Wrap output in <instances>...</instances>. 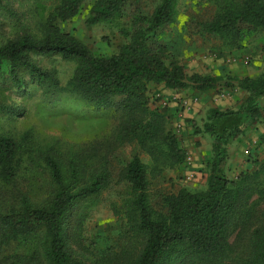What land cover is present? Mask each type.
Instances as JSON below:
<instances>
[{"label":"trees","instance_id":"obj_1","mask_svg":"<svg viewBox=\"0 0 264 264\" xmlns=\"http://www.w3.org/2000/svg\"><path fill=\"white\" fill-rule=\"evenodd\" d=\"M84 0H59L42 24L41 34L24 32L0 43V80L23 88L27 73L37 85L57 86L52 71L42 70L32 55L56 54L74 60L76 66L63 91L98 109L114 108L119 113L113 142L116 146L137 142L148 152L152 165L133 156L120 177L134 194L130 221L134 235L142 239L138 254L123 264H227L234 256L230 237L244 241L234 264H264V157L254 156L250 167L233 178L223 166L227 146L262 118L264 68L255 75L236 78L243 91L236 109L209 108L200 132L212 138L211 156L206 161L202 189L181 188L163 198V210L153 208L149 197L151 178L165 167L183 162L185 150L166 128L168 108H149L148 83H163L170 90L194 88L206 92L218 78L186 74L181 65L166 59V46L156 42L157 32L173 20L176 0H159L149 16L137 14L128 42L105 57L58 26L73 18ZM215 10L202 22L203 31L218 35L225 44L241 48L255 32H264V0H208ZM2 0H0V3ZM125 0H94L87 25L108 21L121 13ZM264 52V41L261 45ZM234 88V87H233ZM8 107L0 104V111ZM264 142L260 137L259 143ZM51 145L40 157L48 175V199L39 205L24 194L0 214V253L10 241L27 248L13 254L8 264H87L72 255L67 242L68 217L84 199L100 193L110 181L108 162L87 168L78 152L64 163ZM20 144L0 135V177L16 174ZM55 153V148L54 152Z\"/></svg>","mask_w":264,"mask_h":264},{"label":"rangeland","instance_id":"obj_2","mask_svg":"<svg viewBox=\"0 0 264 264\" xmlns=\"http://www.w3.org/2000/svg\"><path fill=\"white\" fill-rule=\"evenodd\" d=\"M58 2L2 0L0 43L24 32L40 35L42 24ZM93 2L84 0L79 12L71 19L59 21L58 26L84 43L93 55L108 57L128 42V33L136 27L135 16H149L159 0H125L121 13L112 19L87 25L85 20ZM214 10V4L208 0H176L173 20L157 32L156 42L166 46L167 62L174 60L188 75L197 73L218 80L212 88L202 92L203 96L194 88L166 90L163 83H148L149 108H168L170 122L166 128L185 150L182 163L165 167L157 177L151 178L149 197L156 210H163V198L168 194L181 188L195 190L205 186L209 157L205 147L201 148V140L207 141L208 134L204 133L206 138L202 139L196 136L201 133L206 110L219 109L218 102L227 99L233 93V87L239 91L235 80L248 65L255 64V69L260 72L264 68L261 50L264 32L247 37L241 48L230 47L218 35L202 29V22L209 20ZM246 56L248 62L244 61ZM31 57L42 70L52 71L57 86L50 89L48 85H37L27 73H23L26 82L23 88L0 80V104L8 107L0 111V135L12 137L21 146L18 164H14L17 168L15 176L5 181L0 177V214L11 208L23 194L36 204L46 202L48 175L40 156L51 145L55 144V153H51L63 163L73 152H78L86 169L95 168L106 159L109 184L96 196L82 200L69 215L67 242L72 255L87 264H123L138 254L142 239L133 234L130 212L134 194L120 173L135 155L148 166L152 165V158L135 141L122 146H116L112 141L119 122V113L114 108L98 109L62 90L74 71V60L56 54ZM231 58L235 61H228ZM240 92L238 97L243 99L244 93ZM193 96L198 100L188 108L181 109L179 103L175 104L176 98ZM198 108L203 109L202 114ZM261 136L264 137V106L262 118L230 142L231 153L223 166L228 177L233 178L242 169L250 167L254 156L264 157V142L259 143ZM188 156L190 165L186 161ZM189 168L194 171V176L187 179ZM260 208H264V202ZM230 241L235 258L242 252L245 242L237 240L235 235ZM24 253L27 248L10 241L0 253V264H8L10 255ZM234 258L227 264H234Z\"/></svg>","mask_w":264,"mask_h":264},{"label":"crops","instance_id":"obj_3","mask_svg":"<svg viewBox=\"0 0 264 264\" xmlns=\"http://www.w3.org/2000/svg\"><path fill=\"white\" fill-rule=\"evenodd\" d=\"M256 72H260V69H255V64H251V65H248L247 66V68L245 69V70H243V71H240V74H239V77L240 76H245V75H248V76H255V74H256ZM238 74V73H237ZM166 90H170V89H166ZM237 89L234 87V90H233V93L232 94H230V96L227 98V99H225V100H223V101H219L218 102V104L219 105H217L218 107H219V109H225V108H230V109H236V108H238V106L241 104V102H242V99H240L238 96H240V94L242 93V92H240L241 90L240 89H238L239 91H236ZM197 92H199V91H197ZM169 93V92H168ZM200 93V92H199ZM203 95H205L204 93H202V95L201 96H203ZM203 98V97H202ZM263 98V97H262ZM262 98L260 99V103H261V105L262 106H264V102L262 101ZM200 107H201V105H200ZM208 109V108H207ZM198 110H199V112L201 111V114L203 113L202 112V110L203 109H201V108H198ZM208 110H206V112H207ZM205 112V113H206ZM191 113H193V112H191ZM249 133H251V132H249ZM198 136H196L197 138H199V139H202V138H204L205 137V135L206 134H204L203 132H201V133H199V134H197ZM208 138H207V141H205L204 140V142H203V140H201V148L202 147H205V153H206V155H207V157H210L211 156V150H212V138L210 137L209 138V135L207 136ZM206 138V137H205ZM231 149H232V144L231 143H229L228 144V146H227V150H228V154L229 153H231ZM202 163V162H201Z\"/></svg>","mask_w":264,"mask_h":264},{"label":"built area","instance_id":"obj_4","mask_svg":"<svg viewBox=\"0 0 264 264\" xmlns=\"http://www.w3.org/2000/svg\"><path fill=\"white\" fill-rule=\"evenodd\" d=\"M228 61H235V59L234 58H231V59H228ZM244 61L245 62H248L249 61V57L246 56ZM197 100H198V97L197 96H193V97H191L189 99H178V98H176L175 104H178L179 103L180 104L179 107L181 109L182 108H188L192 103H196ZM186 161H187V164L188 165L191 164V158L189 156L186 157ZM193 176H194V171L191 168H189L187 170L186 177H187V179H190Z\"/></svg>","mask_w":264,"mask_h":264}]
</instances>
